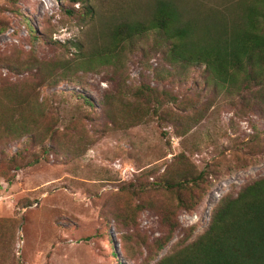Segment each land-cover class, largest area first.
<instances>
[{"label":"rangeland","instance_id":"1","mask_svg":"<svg viewBox=\"0 0 264 264\" xmlns=\"http://www.w3.org/2000/svg\"><path fill=\"white\" fill-rule=\"evenodd\" d=\"M156 1L91 0L96 17L86 24L82 7L71 0H0V60L22 63L34 56L56 61L64 51L53 42L87 48L101 40L105 25L142 17ZM169 1L202 12L228 0ZM64 8L77 14L69 18ZM19 78L0 67V86ZM204 79L201 68L167 64L150 37L119 72L79 73L80 85L44 89L41 96L54 106L59 128L76 124L77 131L66 138L77 141L79 149L60 151L50 145L48 160L36 166L0 167V264H153L154 240L166 229L151 206L166 202L169 194L150 186L179 154L209 186L194 211L175 209L178 228L155 259L202 234L223 196L264 177V106H243L238 98L208 89ZM139 88L167 95L161 97V113L171 114L167 122L151 116L146 123L123 124L135 116ZM77 93L94 102L92 115L86 112L89 106L75 101ZM205 106L203 117L193 123ZM20 142L0 144V159L14 154ZM134 184L147 189L140 197L148 208L137 215L135 228L124 229L114 219L125 204L118 191Z\"/></svg>","mask_w":264,"mask_h":264},{"label":"trees","instance_id":"2","mask_svg":"<svg viewBox=\"0 0 264 264\" xmlns=\"http://www.w3.org/2000/svg\"><path fill=\"white\" fill-rule=\"evenodd\" d=\"M71 2L82 7L86 24L95 19L91 0ZM64 9L69 18L77 14L74 8ZM148 11L136 19L105 25L101 40L92 46L88 43L87 48L81 43L53 42L64 51L56 61H40L34 56L22 63L0 60V67L21 76L0 86V144L21 141V148L0 159V167L3 165L11 171L36 166L48 160L53 152L50 145L60 151L78 150L77 141L66 138L71 131H77L76 124L59 128V116L54 106L42 98L43 90L56 89L62 83L80 85L79 73L119 72L128 56L143 47L150 37L153 48L160 51L167 64L201 68L204 85L211 91L238 98L243 106H264V0H228L219 8L206 7L202 12L158 0ZM31 36L35 40L39 38L34 32ZM145 89L139 88L134 93L133 104L138 100L140 106L134 108L135 116L129 119V124L123 123L126 127L152 121L151 116L162 122L171 117L168 110L161 113L164 104L161 97L167 95ZM74 99L81 100V106H89L86 111L89 115L94 113L93 101L78 93ZM139 111L145 114L138 118ZM199 111L193 123L203 117L207 107ZM127 118L124 116L122 120L127 122ZM36 145L39 148L31 150ZM194 167L184 154L176 155L150 186L169 194L166 202H152L151 206L166 229L154 240L149 256L153 264H264V177L243 186L235 195L223 196L202 234L189 242V237H184L187 244L155 259L178 228V222L173 219L175 209L194 211L202 201L205 187L209 186L204 174ZM143 187L134 184L119 188L118 195L125 204L115 212L114 219L124 229L135 228L137 215L148 208L140 197L141 191L147 190ZM132 199L136 200L135 205Z\"/></svg>","mask_w":264,"mask_h":264}]
</instances>
